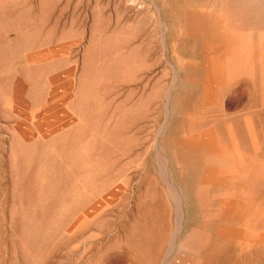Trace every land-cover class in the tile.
Segmentation results:
<instances>
[{
  "label": "rangeland",
  "instance_id": "obj_1",
  "mask_svg": "<svg viewBox=\"0 0 264 264\" xmlns=\"http://www.w3.org/2000/svg\"><path fill=\"white\" fill-rule=\"evenodd\" d=\"M0 264H264V0H0Z\"/></svg>",
  "mask_w": 264,
  "mask_h": 264
},
{
  "label": "bare ground",
  "instance_id": "obj_2",
  "mask_svg": "<svg viewBox=\"0 0 264 264\" xmlns=\"http://www.w3.org/2000/svg\"><path fill=\"white\" fill-rule=\"evenodd\" d=\"M258 37H259V36H258ZM212 138H213V137H212ZM202 141H203V140H202ZM197 143H198V141H197ZM214 143H215V142H214ZM217 143H218V142H217ZM193 144H194V143H193ZM201 145H202V144H200L199 146H201ZM195 146H196V144H195ZM207 146H208V145H207ZM192 147H194V146L192 145ZM196 147H197V146H196ZM204 147H205V146H204ZM208 147H209V146H208ZM184 148H185V147H184ZM184 148H183V149H184ZM217 148H218V147H217ZM206 149L208 150V148H206ZM188 150H190L189 147H188ZM217 151H219V150H217ZM201 152H202V150H201ZM208 152H209V151H208ZM190 153H191V152H190ZM192 153H193V152H192ZM205 153H206V152H205ZM214 153H215V152H214ZM214 153H212V154H214ZM218 153H219V152H218ZM199 154H203V153H200V151H199ZM208 154H209V153H208ZM208 154H206V155H208ZM210 154H211V153H210ZM220 154H221V153H220ZM202 156H204V155H202ZM220 160H221V159H220ZM218 163H219V162H218ZM214 164H215V163H214ZM216 164H217V163H216ZM219 165H220V164H219ZM219 165H218V166H217V165L214 166V168H215V167H219ZM222 166H223V165H222ZM238 166H239V165H238ZM212 167H213V164H212ZM227 168H228V167H227ZM219 169H220V168H219ZM214 170H215V169H214ZM215 171H216V170H215ZM218 171H219V170H218ZM211 172H212V171H211ZM224 172H225V171H224ZM207 173L209 174V172H207ZM214 173H215V172H214ZM214 173H213V174H214ZM216 173H217V172H216ZM222 173H223V172H222ZM213 174H210V175L213 176ZM215 175H216V174H215ZM215 175H214V176H215ZM207 176H209V175H207ZM216 176H218V175H216ZM216 176L213 178V181H214V179H216ZM210 178H212V177H210ZM210 178H209V179H210ZM206 180H207V179H205L204 182H205ZM211 180H212V179H211ZM206 183H207V182H206ZM210 183H211V182H210ZM204 185H205V184H204ZM211 185H212V183H211ZM173 194H174V193H173ZM204 195H205V194H204ZM174 198H175V196H174ZM225 199H226V198H225ZM228 199H229V198H228ZM176 200H177V199H176ZM229 201H230V200H229ZM229 201H226V202H225V205H224V208H225V206L227 207V208H225V209L227 210V212H228L227 214H228V215L225 214L226 212H224L223 209H222L221 211L223 212L224 215H226V216H228V217H229V216L231 217L233 214L231 215L230 213H234L236 210L233 212V209H234V208H233L232 206H230V204L232 205V201H234V200H232V201H230V203H228ZM236 202H237V201H236ZM206 203H207V202H206ZM226 203H227V204H226ZM223 204H224V203H223ZM228 204H229V207L227 206ZM222 207H223V206H222ZM222 207H221V208H222ZM236 207H237V206H236ZM235 209H236V208H235ZM216 212H219V211H216ZM222 212H220V214H222ZM216 214H217V213H216ZM220 214H219V216H221ZM229 214H230V215H229ZM224 215H222V216L224 217ZM233 216H234V215H233ZM228 217H226V218H228ZM228 219H230V218H228ZM176 228H177V227H176ZM220 228H221V227H220ZM230 231H231V230H230ZM230 231H229V232H230ZM238 231H239V230H238ZM239 232H240V231H239ZM239 232L236 231V233H239ZM220 234H221V233H220ZM239 234H240V233H239ZM179 235H180V234H179ZM222 235H223V234H222ZM224 235H226V234H224ZM232 235H234V232L232 233ZM236 235H237V234H236ZM229 236H230V235H229ZM234 236H235V235H234ZM237 236H238V235H237ZM192 239H193V238H192ZM172 246H173V245H172Z\"/></svg>",
  "mask_w": 264,
  "mask_h": 264
}]
</instances>
